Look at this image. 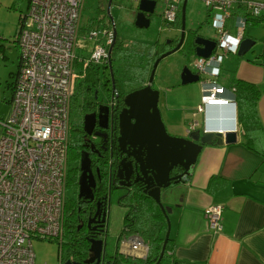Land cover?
Instances as JSON below:
<instances>
[{
  "label": "built area",
  "instance_id": "obj_1",
  "mask_svg": "<svg viewBox=\"0 0 264 264\" xmlns=\"http://www.w3.org/2000/svg\"><path fill=\"white\" fill-rule=\"evenodd\" d=\"M84 1L26 0L18 25V70L7 112L0 115V264H35L32 237L58 243L63 239L75 49H87L84 65L106 64L113 41L112 27L90 28L82 37L89 44L83 45L78 31ZM129 1L135 7L139 2ZM182 1L161 0L162 24L177 23ZM200 1L209 12L215 47L209 56L194 55L188 64L201 85L193 114L204 112L207 105L234 101L223 95L225 88L215 81L220 65L225 56L237 54L250 20L264 23V0ZM262 43L264 55V39ZM113 100L111 95L110 108ZM197 126L192 119L188 130ZM222 208L216 203L204 210L215 234L222 228ZM118 238L119 253L133 259L146 257L148 244L139 235ZM58 258V264H63Z\"/></svg>",
  "mask_w": 264,
  "mask_h": 264
},
{
  "label": "crops",
  "instance_id": "obj_2",
  "mask_svg": "<svg viewBox=\"0 0 264 264\" xmlns=\"http://www.w3.org/2000/svg\"><path fill=\"white\" fill-rule=\"evenodd\" d=\"M248 24H259L264 27V23L258 20H250ZM175 26L179 32L180 26L178 27L177 23ZM245 36L255 41L254 37L246 33ZM210 38L213 39V36ZM191 41H186L178 50L183 49ZM176 42L177 38H166L157 41L154 47L150 48L154 51L161 45L170 48L174 47ZM262 42L258 49L247 51L249 54L225 56L215 80L225 88L223 95L227 98L235 99L234 93L230 91V88L234 87L233 80L255 84L260 88V95L255 104L263 135L254 141L262 153L250 149L242 141L244 136L238 122L235 103L207 105L204 112L193 114L200 101L201 85L199 81L180 83L179 75L184 65L181 66L178 77L165 84L166 88L174 87L181 91L179 96L176 95L173 100L166 103V112L160 111L165 127L171 134L184 136L192 119L198 121L196 129L200 133L224 134L232 131L236 134L233 142H224L222 136L219 142L214 140L209 144H203L186 179L161 189L160 195L166 209L171 239L163 260L166 261L165 264H264ZM186 50L192 52L189 48ZM192 55L194 56L193 52ZM169 110H175L178 115L176 117L170 115ZM216 203L223 206L220 214L222 228L218 234L213 233L204 216L205 208ZM116 204L120 207L117 202ZM120 230L121 228L115 235L116 238Z\"/></svg>",
  "mask_w": 264,
  "mask_h": 264
},
{
  "label": "trees",
  "instance_id": "obj_3",
  "mask_svg": "<svg viewBox=\"0 0 264 264\" xmlns=\"http://www.w3.org/2000/svg\"><path fill=\"white\" fill-rule=\"evenodd\" d=\"M108 0H105V5L101 9L103 11L104 17L106 14V4ZM22 12L18 17V25L21 22ZM207 17L209 18V12H207ZM108 18V17H107ZM102 28H111L112 24L109 18L106 22H103ZM178 27L180 26V16L177 20ZM116 28V27H115ZM117 32V31H116ZM124 41L119 36L118 32L116 34L113 46L109 53V60L106 64H83V59H75V63L79 67L75 76V88L72 96V101L80 100V107L83 114L95 111V109L100 105V100L98 98L99 91L104 88L108 93H111L114 97L118 95L120 97L121 106L123 105V97L128 92L143 86L144 82L147 81L152 64L154 60L163 52L167 51L169 48L165 47L161 50L154 51L152 48L148 47L146 51L130 48L129 46L123 45ZM155 44L152 46L154 47ZM195 44L191 41L186 44L185 47L189 48L193 52ZM153 50V51H152ZM191 52V53H192ZM190 53V52H189ZM133 60H136L134 62ZM102 67L106 69V78L101 81L99 68ZM78 77L82 78V82L76 86V79ZM137 79L139 82L137 85H132L131 81ZM112 80L114 88H112ZM235 87L234 96L235 99L233 103L237 106V117L238 122L243 131L244 139L242 140L244 144L250 149L257 148L256 140L261 137L262 128L257 116L256 102L260 95V88L248 82L233 80ZM13 88V86H12ZM109 101V99H108ZM121 109L119 107L115 110L113 117L117 118L118 112ZM116 122V121H115ZM75 131V132H73ZM92 134L86 135L82 129V122L76 125L70 126L69 144L68 151L73 150L74 156L78 159L82 150H85L86 145L97 147L98 151L101 152L100 159H91V166L94 167L95 175L97 177L95 188L93 189V199L84 200L77 198L74 202H65V220L63 229V239L59 244V256L62 262L65 260H71V258H84L88 254L89 243L85 238L83 240L79 238V233L77 232V220L82 217L84 213L85 217L88 215L91 209H94L96 195L111 194L112 198L116 199V202L123 209V219L122 227L119 235L121 234H137L139 235L147 244L148 252L145 258L133 259L129 256H125L117 251V242L114 250V259L118 264H154L160 254L163 240L165 238L166 232V218L163 213L161 206L155 202L149 195H147L143 189L144 184L141 181H136L130 184L129 187H108V180L111 176L116 175V168L121 157V151L119 148L112 147V152L109 151L108 142L100 139L96 141L94 136L100 135ZM263 135V134H262ZM262 153V151H260ZM264 154V152H263ZM183 171L182 166H176L171 170V175L181 173ZM76 174L79 173V167H75ZM184 174L180 181H184L188 176ZM69 209L70 211H67ZM68 219H67V218ZM108 226L104 230V233L108 235ZM54 240V239H51ZM170 237L168 236L167 242L164 247V252L158 264H160L166 257V252L169 249Z\"/></svg>",
  "mask_w": 264,
  "mask_h": 264
},
{
  "label": "water",
  "instance_id": "obj_4",
  "mask_svg": "<svg viewBox=\"0 0 264 264\" xmlns=\"http://www.w3.org/2000/svg\"><path fill=\"white\" fill-rule=\"evenodd\" d=\"M187 0H183L180 9V37L176 45L161 53L153 62L147 82L134 89L123 97V107L117 115V146L125 154L116 168V175L120 179V185H130L131 175L133 181H141L144 184L143 191L157 202L165 214L166 232L162 248L157 261L163 255L164 247L169 236V221L160 200L162 188L171 183L180 181L184 174H187L190 167L195 163L203 144L219 142L223 136L224 142L235 141V132L229 131L224 134L214 132H202L198 130L187 131L184 136L169 134L161 118L158 108L159 90L152 87L154 74L159 61L165 56L180 49L185 32V6ZM112 0L106 4V14L112 24L113 41L108 48L110 53L116 37V28L113 17L110 13ZM155 0H139L134 16V25L138 28H147L150 24V15L154 12ZM254 39L245 37L239 43L238 56H242L254 44ZM195 44L193 53L196 56L207 57L215 47V41L209 37L197 35L193 39ZM180 83L188 84L199 81V75L188 65H184L180 71ZM112 88H114L112 80ZM112 110L107 104H100L97 111L83 115L82 129L86 135L98 134L94 127L106 128L111 121ZM103 135V134H100ZM130 157V159H128ZM182 166L181 173L171 175V170L176 166ZM77 198L84 200L93 199V189L96 185L95 175L91 167V159L86 150H82L79 158V175L77 179ZM105 239H91L89 251L94 254L85 260V264L93 258L100 256L105 246ZM63 264H79L71 260H65Z\"/></svg>",
  "mask_w": 264,
  "mask_h": 264
},
{
  "label": "rangeland",
  "instance_id": "obj_5",
  "mask_svg": "<svg viewBox=\"0 0 264 264\" xmlns=\"http://www.w3.org/2000/svg\"><path fill=\"white\" fill-rule=\"evenodd\" d=\"M105 5V0H85L82 15L80 19V26L78 31V38L83 41V36L90 28L102 29L103 22L107 21V16L104 17L101 9ZM26 0H0V115H5L9 106V101L13 92V84L15 75L18 70V46L16 44V34L18 31V17L19 14L26 11ZM163 8L161 0H156L154 12L150 15V24L147 28H138L134 25L135 9L134 4L129 0H112L110 5V13L114 20V25L119 36L123 39L124 46L135 48L136 50L146 51L147 47L152 46L157 41L166 38L175 39L179 36L175 25L167 26L162 24L160 12ZM200 0H187L185 6V30L197 31L200 35L214 36V30L211 27L209 18L207 17V9ZM246 35L254 37L255 42L251 49H258L260 42L264 39V27L259 24H248ZM190 39L193 42L194 38ZM83 45H88L89 42L83 41ZM145 45V46H144ZM165 48V45L157 46V50ZM88 54L86 48L77 47L75 49L76 60L84 58ZM249 54V52H247ZM246 54V56H247ZM192 53H189L184 47L169 55L165 56L158 63L152 87L159 90L158 108L166 112V103L169 102L176 95H180L178 89L174 87H167L165 84L175 80L179 75V70L182 65L190 64ZM136 62V60H133ZM74 70L77 72L79 67L77 63L74 64ZM106 69L100 67V80L103 81L106 77L104 74ZM82 82V78L76 79V86ZM137 79L131 81L132 85L138 84ZM160 89H159V88ZM108 97V92L101 87L98 98L104 100ZM173 100V99H172ZM80 100L71 101V108L69 114L70 126L82 122L83 113L80 107ZM170 115L176 117L178 114L174 110H169ZM167 130V129H166ZM75 132V131H73ZM167 132L171 134L168 130ZM70 135V131H69ZM173 135V134H172ZM79 167V158L74 156V152L70 149L67 153V180L65 186V198L69 203L77 199L78 174L75 172V167ZM162 202V197L160 195ZM165 208V207H164ZM122 208L116 204V199L112 198L109 205L108 215V235L107 240L111 248L115 247L117 238L115 235L122 227L123 213ZM67 211H70L67 209ZM67 218V217H66ZM68 219V218H67ZM167 227V224H166ZM31 246L34 253L35 264H58L59 261V244L57 240L47 238L32 237ZM162 261L161 264H165Z\"/></svg>",
  "mask_w": 264,
  "mask_h": 264
},
{
  "label": "flooded vegetation",
  "instance_id": "obj_6",
  "mask_svg": "<svg viewBox=\"0 0 264 264\" xmlns=\"http://www.w3.org/2000/svg\"><path fill=\"white\" fill-rule=\"evenodd\" d=\"M199 35L197 33V31L195 32L194 30H185L184 32V39H183V43L185 44L186 41L191 40V38H194L195 36ZM180 37V31H179V36L177 37V42L179 40ZM176 42V43H177ZM175 43V45H176ZM173 47V46H172ZM170 47V48H172ZM169 48V49H170ZM168 49V50H169ZM111 98V93H108V97L104 100H102V102H100V104H107L108 99ZM119 107H123V105L121 106L120 103V97L118 95H116L114 97L113 100V105L111 107L112 113H111V121L109 122L108 126L106 128H102V127H98L97 125H95L94 127V132H98L101 133L103 135H97L94 136V138L96 137V141H100V139H102L105 142H108V148L109 151L112 152V147L114 145H116L115 147L117 148V136H118V128H117V118H114L112 114H114L115 110L118 109ZM98 107L95 109V111H97ZM120 111V110H119ZM119 113V112H118ZM116 121V122H115ZM92 135V134H91ZM97 147H95V145L93 146H89L86 145L85 150L89 153V156L93 159H100L101 158V152L99 149V146L96 145ZM121 157L125 156L124 153H121ZM128 159H130V157H128ZM92 167V170L94 172L95 175V171H94V167ZM134 175H131L130 178V184H132ZM95 180L97 181V177L95 175ZM120 179L117 177V175L111 176L108 180V187L110 188L111 186H115V187H129L126 185H120ZM109 192H107V194H102V195H96V198L94 201L95 203V207L94 209H91L88 213V215H86V217L84 216L85 214L82 213V217L77 220V232L79 233V238L81 240L82 237H84V240H87V242L89 243L90 246V240L91 239H100V238H104L105 239V246L102 249L100 256H97L95 258L92 259V261L86 263V264H118L115 262L114 259V248H111L110 243H108L107 240V235L106 233H104V230L106 228V225L108 226L107 222H108V215H109V205L111 203L112 200V191L111 194H108ZM94 198V197H93ZM92 201V200H91ZM91 256H94L93 253H91L89 251V247H88V254L86 257L80 259V258H71L72 262L75 263H79V264H85V260L90 258Z\"/></svg>",
  "mask_w": 264,
  "mask_h": 264
}]
</instances>
